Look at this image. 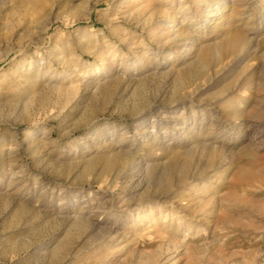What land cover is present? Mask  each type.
I'll list each match as a JSON object with an SVG mask.
<instances>
[{
	"label": "rangeland",
	"instance_id": "1",
	"mask_svg": "<svg viewBox=\"0 0 264 264\" xmlns=\"http://www.w3.org/2000/svg\"><path fill=\"white\" fill-rule=\"evenodd\" d=\"M216 1L0 0V264H264V0Z\"/></svg>",
	"mask_w": 264,
	"mask_h": 264
},
{
	"label": "bare ground",
	"instance_id": "2",
	"mask_svg": "<svg viewBox=\"0 0 264 264\" xmlns=\"http://www.w3.org/2000/svg\"><path fill=\"white\" fill-rule=\"evenodd\" d=\"M224 6H225V1L224 0H218V1H216L215 3H212V4H210V5H208L206 8H205V13H206V15H205V18H206V20L207 19H210V17H214V16H218V15H220L221 14V10L222 9H224ZM209 8V9H208ZM170 18H172L173 20L176 18V16H172V17H170ZM221 18V16L218 18V19H220ZM217 19V20H218ZM220 21V20H219ZM169 22H171V21H168V20H163L162 21V25H164V26H166V24H167V27H169L170 28V26L171 25H169L168 23ZM173 29V28H172ZM177 29V28H176ZM179 29V28H178ZM175 31V30H174ZM177 32V34H178V31H176ZM235 33V32H234ZM179 34L180 35H182L183 37H185V32H184V30H182L181 28H180V30H179ZM240 35V34H239ZM239 35H236V33H235V35L233 36L232 34H231V36L232 37H228L229 39H226L225 41H216V43H214L213 45H212V47H204V48H201L199 51H198V53L196 54L197 55V57L195 58L196 60H195V62H192V63H190L189 64V70H195V68L196 69H203L205 66H206V64H207V62L209 61V59H212V56H214V53H215V55L217 54L216 52H223V51H226V52H232V51H236L237 50V48H239L238 46H242L243 45V43H244V40L242 39V37H239ZM185 39H186V37H185ZM247 39V38H246ZM247 40H249V39H247ZM246 40V41H247ZM250 42V41H249ZM248 42V43H249ZM241 48V47H240ZM243 48H244V46H243ZM249 48V47H248ZM243 53H245V51L243 52ZM239 54V53H238ZM238 54H237V57H236V60H235V62H234V64L236 63H240L241 62V60L243 59V56L242 55H240L239 54V56H238ZM235 57V56H234ZM210 62V61H209ZM210 64V63H209ZM123 66H125V65H123ZM112 67H113V65H112V63H110V65H109V67L107 68V70H111L112 69ZM231 67H234V65H232ZM230 67V69H233V68H231ZM236 67V66H235ZM229 69V70H230ZM232 71V70H231ZM178 119V118H177ZM146 122V119L145 120H143L142 121V123H145ZM146 130V129H145ZM148 132V131H147ZM154 140H155V138H154ZM202 148H204V146H203V144L202 145H200ZM120 152V151H119ZM186 154L187 155H190V150H188L187 152H186ZM130 155H131V152H128L127 153V157L126 158H128V157H130ZM88 163V162H87ZM91 163V162H90ZM90 163H88L87 164V166L88 167H90L91 166V164ZM126 165V164H125ZM152 167V166H151ZM130 169V168H129ZM189 178V177H188ZM80 209V208H79ZM150 212V209L148 208V209H145V210H143V211H141V212H138V214L140 213H142V215H140L139 216V219H142V218H145L146 217V213H149ZM138 214H137V217H138ZM75 222H82L83 223V221H86V220H90V222L94 225L95 224V220H97V222L100 220V221H102L103 219H104V217H95V218H93V215L91 216V215H89V216H85V215H81L79 212H78V214H76L75 215ZM113 223H115V221L113 222ZM98 224V223H97ZM111 227H113V226H111ZM111 227H108V229H110L111 230ZM110 230H109V232H110Z\"/></svg>",
	"mask_w": 264,
	"mask_h": 264
}]
</instances>
